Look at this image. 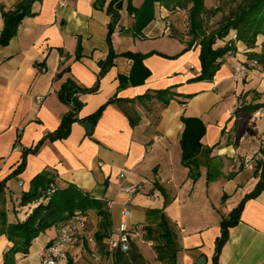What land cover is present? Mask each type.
<instances>
[{
  "label": "crops",
  "instance_id": "0c3cea01",
  "mask_svg": "<svg viewBox=\"0 0 264 264\" xmlns=\"http://www.w3.org/2000/svg\"><path fill=\"white\" fill-rule=\"evenodd\" d=\"M24 1L0 0V38L5 14H17ZM113 1L35 0L34 14L21 18L13 38L0 46V184L10 179L4 197L8 221L25 220L29 210L20 206V196L38 174L49 172L59 188L74 184L105 202L112 228L119 226L122 212L130 210V229H144L145 237L147 228H156L164 217L177 235L176 264H196L202 256L213 264L223 220L260 179L264 107L255 113L242 108L250 103L264 106V70L251 58L264 51V37H258L253 49L231 41L235 55L222 62L212 80L197 81L201 48L195 45L184 52L189 40L175 29L171 11L158 7L142 37H135L134 16L128 12V0H122L110 36L113 18L107 11ZM142 3L133 0L134 7ZM232 37L224 39L226 44ZM219 43L215 48L224 47ZM111 49L117 57L99 80ZM126 52L153 54L137 66L123 56ZM253 61L257 66L236 81L234 67ZM67 82L85 89L99 82L95 93L80 95V120L112 102L91 130L89 122L78 121L67 139L46 141L36 153H27L55 132L69 112L59 97ZM166 90L174 95L167 104L156 95ZM184 118L204 125L198 169L183 162ZM24 158L23 171L14 176ZM122 173L124 181L119 179ZM135 185L142 186L138 193L124 191ZM89 216L86 235L69 250L70 264H114L107 238L99 243L95 236L100 218L94 212ZM56 235L57 227L41 234L28 254L16 255L17 264H41L37 252ZM11 246L1 235L0 264ZM142 248L151 251V260ZM134 250L142 264H165L158 261L153 241L145 238ZM93 254L100 256V263L93 261ZM218 264H264V190L246 202Z\"/></svg>",
  "mask_w": 264,
  "mask_h": 264
},
{
  "label": "trees",
  "instance_id": "16d2710c",
  "mask_svg": "<svg viewBox=\"0 0 264 264\" xmlns=\"http://www.w3.org/2000/svg\"><path fill=\"white\" fill-rule=\"evenodd\" d=\"M37 1V0H36ZM105 0H98L99 3ZM122 1V0H121ZM35 0H25L18 8V13L22 12V18L27 15H33L31 8ZM120 0H114L108 8V13L112 16L113 22L110 25V36L118 22L117 4ZM158 7H164L171 12H177V9L188 11L189 31L187 36L191 39L187 42L184 52L190 51L195 45L201 48V75L196 78L197 81L212 80L221 67L218 60L224 57L229 51H236V47L226 44L224 47L215 48L218 41L226 39L230 34L235 32L237 40L247 45V48L253 49L257 45L258 37H264V0H242L236 8L232 9L228 16L221 20L218 28L209 31L207 28L208 20L211 16L216 15L217 10L211 12L207 9L205 0H143L142 5L134 7L133 0H128V12L134 16L133 31L135 37H142L144 29L156 18ZM12 14H5L6 21L11 18ZM14 29H9L8 25L4 29L0 38V46L7 45L13 38ZM182 40V36H178ZM110 39V37H109ZM108 39V40H109ZM111 43V40H109ZM264 47V46H263ZM135 54L126 52L124 57L134 60L135 65L149 55ZM117 57L114 50L111 49L108 59L102 63V70L99 80L104 76L106 71L113 65L114 59ZM251 58L256 59L264 70V51L261 54H252ZM149 74L146 73V76ZM99 82L92 89H85L76 86L72 82L63 85L59 92V97L63 103L70 107L69 112L64 115L60 127L53 133L47 134L33 149L26 151L27 153H36L46 141L54 142L56 140H64L70 136L72 124L82 121L95 125L100 119L104 109L112 102L110 100L105 106L90 117L80 120L79 112L83 107L80 95L95 93L98 90ZM164 103L173 99L174 95L166 91L156 93ZM264 106L262 104H251L244 106L242 109L247 112H257ZM186 125L182 137L183 162L190 168H199L196 157L200 154V140L204 135V125L201 121L194 118H184ZM263 159L257 164L259 173V182L256 188L248 194L240 205L235 208L228 219H224L221 227V236L216 242L213 264H218L222 250L230 238V229L235 227L241 218L245 204L250 199L257 198L264 190V148L261 150ZM25 167V158L20 167L14 172V176L19 175ZM7 181L0 184V236H7L12 246L4 254V264H17L16 255L19 253L28 254L33 242L53 227H58L65 222L73 213L81 211L90 215L94 212L99 218V230L96 233V239L102 243L110 234L112 228L110 214L106 208L105 202L92 197L74 184H69L65 188H59L51 197L44 195L43 191L47 189L54 181L49 172L38 174L30 183V189L23 192L20 201L21 207H29L25 220H18L15 223L8 221V214L4 208L5 187ZM36 204L32 209L31 205ZM2 204V205H1ZM145 238L147 241L154 242V249L158 256V261L165 264H176L177 235L171 224L162 218V221L156 228H147ZM53 241V240H52ZM51 241V242H52ZM49 242L48 245L51 244ZM47 245V246H48ZM140 258L137 251L125 254L117 251L114 255V264H142L138 261Z\"/></svg>",
  "mask_w": 264,
  "mask_h": 264
},
{
  "label": "built area",
  "instance_id": "2783aa9c",
  "mask_svg": "<svg viewBox=\"0 0 264 264\" xmlns=\"http://www.w3.org/2000/svg\"><path fill=\"white\" fill-rule=\"evenodd\" d=\"M177 13L185 14V10L177 9ZM232 40L228 42L231 45V41L237 40V34L232 33ZM235 55L234 51H229L224 57L218 60V63L223 64L228 58H232ZM257 62L253 61L246 64H238L234 67L233 78L236 81L243 80L246 77V72L249 68H255ZM17 149V146H16ZM253 158H247L246 163L249 164ZM119 179L124 181L126 179L125 173L120 174ZM142 189L141 185H135L131 187L124 188V191L128 195L132 196L138 193ZM57 186L55 184H50L45 191L44 195L51 197L57 191ZM113 202L108 203V207L111 208ZM132 217L130 210H124L121 215V222L118 227L112 228L110 234L107 238V248L110 254L112 262L114 261V255L119 250L125 254L131 252L132 247L137 242H145L144 229L132 230L129 227V221ZM88 221H90V216L87 213L77 211L73 213L65 222L57 227V235L50 245L45 248L40 249L37 252V256L41 261V264H70L69 260V250L74 246L80 237L85 236L88 227ZM90 242H93V238H89ZM148 245L152 246V242H148ZM92 259L95 263H100L101 258L97 254L92 255Z\"/></svg>",
  "mask_w": 264,
  "mask_h": 264
},
{
  "label": "rangeland",
  "instance_id": "374dc122",
  "mask_svg": "<svg viewBox=\"0 0 264 264\" xmlns=\"http://www.w3.org/2000/svg\"><path fill=\"white\" fill-rule=\"evenodd\" d=\"M242 0H205L206 7L211 12L218 11L216 15L211 16L208 20L207 28L209 31H213L216 28H218L221 20L224 19V17L228 16L232 9L236 8V6L241 2ZM174 15L173 22L174 27L176 30H178L181 34H187L189 31V22H188V11H185V14H179L172 12ZM231 35V34H230ZM229 35V36H230ZM187 36V35H186ZM187 40H190L191 37L187 36ZM218 43V42H217ZM220 46H225L226 42L225 40H221V43H219ZM260 69L263 70V67L260 65ZM36 206V204H32L31 208L33 209ZM27 210H30L29 207H27ZM91 218H94V215L91 216ZM143 255L148 259H152V253L147 248H142Z\"/></svg>",
  "mask_w": 264,
  "mask_h": 264
},
{
  "label": "water",
  "instance_id": "95a60500",
  "mask_svg": "<svg viewBox=\"0 0 264 264\" xmlns=\"http://www.w3.org/2000/svg\"><path fill=\"white\" fill-rule=\"evenodd\" d=\"M123 8V1L120 0V2L117 4L116 9L118 11H121ZM22 12H19L15 15H13L11 18L9 17V19L7 20V25L9 27V29H15L18 25V23L20 22L21 18H22ZM88 129L91 130L92 129V124H88ZM207 259L205 256H202L198 262L196 264H207Z\"/></svg>",
  "mask_w": 264,
  "mask_h": 264
}]
</instances>
